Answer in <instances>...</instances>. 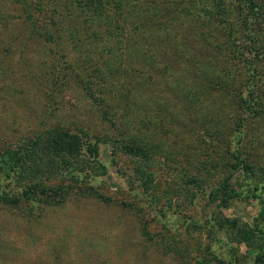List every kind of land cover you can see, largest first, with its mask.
<instances>
[{"label": "rangeland", "instance_id": "374dc122", "mask_svg": "<svg viewBox=\"0 0 264 264\" xmlns=\"http://www.w3.org/2000/svg\"><path fill=\"white\" fill-rule=\"evenodd\" d=\"M25 1L31 4L35 0ZM153 1L142 0L135 6L143 13L156 14L161 24L152 27H161L171 44L176 41L178 47L182 43L177 48L180 56L164 51L166 59L158 57L157 47L153 48L156 40L149 44L142 39L143 45H139L136 21L120 22L119 17L125 16L116 11L108 12L113 25L111 33L105 34L108 41L88 36L92 34L89 29L87 36L77 34L80 40L63 35L56 50L32 36L20 4L0 0V150L21 144L51 125L83 131L90 143L102 135L120 137L118 132L123 131L121 137L134 138L149 149L154 162L146 170L155 185L153 191L144 189L133 173L131 159L96 141L97 164L103 167L97 171L104 172L92 176L88 183L108 200L70 195L58 206L35 212L23 210V205L0 206V264H253L251 250L233 241L228 232L218 231L214 219L254 222L264 230V176L241 180L242 173L230 169L229 163L235 161L224 151L228 139L238 134L233 121L238 112L244 115L243 107L232 97L234 93L211 89L199 81L206 72L197 66L205 62L207 52L196 43L195 17L187 21L183 16L186 8L200 15L203 7L216 12L220 6L226 22L233 24L231 30L236 29L235 2L182 0L185 5L181 9L167 0ZM40 2L44 15L54 11L63 18L73 11L68 0ZM85 16L78 14V25ZM117 23L129 33L120 46H130L134 52L130 56L117 45L111 48L112 53L103 48L118 39ZM93 24L94 29L102 27ZM139 30L144 32L141 25ZM199 47L201 51L196 50ZM103 61L116 74L111 73L109 79L101 76L104 81L92 72L97 66L106 69ZM213 61L220 69L225 65L234 68L228 60ZM187 67L196 72L198 81L188 75ZM242 74V67L234 73ZM56 76L60 80L55 81ZM81 81L90 82L95 89L92 92L103 102L96 104L85 95ZM105 104L117 106L125 120L124 124L117 120V130L101 117ZM114 116L118 117L117 113ZM252 129L253 143L241 141L239 146L232 138L228 147L245 152V159L263 172L264 125L253 124ZM221 163L241 184L236 189L240 194L224 206L210 201L206 192H197L194 186L183 187V171L211 174ZM218 173L211 175L212 182ZM0 176V192H10L11 184Z\"/></svg>", "mask_w": 264, "mask_h": 264}, {"label": "trees", "instance_id": "16d2710c", "mask_svg": "<svg viewBox=\"0 0 264 264\" xmlns=\"http://www.w3.org/2000/svg\"><path fill=\"white\" fill-rule=\"evenodd\" d=\"M11 1L21 5V11L26 15L23 16V19L28 21L32 36H36V38L50 47L56 48V50H58L57 47L61 43L63 35L66 34L72 40H80L77 34L80 32L81 36L83 34L86 35V31L89 29H91L92 34L88 36L99 40L102 39L105 42L107 38L105 34L111 33L110 31L113 30V25L108 20V12L116 11L125 16L119 17L120 19L118 20L120 22L125 19L129 23L133 20L136 21L137 27L133 26L134 30H136L135 34H138V42L139 40L142 41L139 45H143L142 39L148 40L149 44H153L156 40L157 43L153 45V48L157 47L156 55L158 57L166 59L165 52L173 56H180L177 48L182 43L178 47L176 41L171 44V39L161 32V27L157 29L152 27L155 23L161 24L160 20L155 19L156 14L143 13L142 9L135 6V3L142 0H68L69 6L73 8V11L72 14L70 13L71 15L68 17L63 16V18L59 17V14L56 16L54 11L50 15H44L40 9H43L40 0H35L31 4L25 0ZM168 1L171 2L172 6L173 4H178L179 8H184L185 4L181 5L182 0ZM233 1L235 2L236 29L231 30L233 24L226 22L227 17L220 10V6H218L220 3H217L216 12H213L210 7L207 9L203 7V14L194 15V12L190 13L189 8H186L183 16L187 21L195 17L192 24L197 26L195 32L198 40H196V43H200L207 52L204 54L207 55L205 62H201L200 64L202 65L197 66V69L206 72L204 77H199V81H203L211 89L215 88V90H221L230 95L234 93L232 97L238 98L240 101L239 106L243 107L244 115L239 114V112L238 114L236 113V118L233 121V127L239 131L232 138L240 146L241 141L246 143L252 139L253 124H256L257 127L261 124L264 125V0ZM159 8L161 11L168 12V9H165L164 6ZM80 13L87 14L80 20L82 25H78L77 16ZM93 22H97L102 27H107V32L102 31L105 30V27L104 29L102 27L100 29L92 28ZM140 25L143 27L144 32L139 30ZM117 27L120 29L119 34H115L118 39L109 45L103 46L105 50L110 51L114 45H117L116 48L122 47L120 45L125 38L123 36L127 38L128 32L124 26L121 23H117ZM238 28L239 30H237ZM122 48L126 56L134 54L130 46ZM196 50L201 51V47ZM113 54L115 55L116 51ZM214 58L217 60H228L229 65L234 67L233 70L227 69L229 67L227 65L220 69L214 63ZM103 62L106 69L99 66L95 67L92 69L94 76L98 77L99 74V79L102 81L105 78L103 79L101 76H107L108 79L111 78V73L116 76L114 73L115 69L108 67L111 65L107 61ZM240 67L243 68L241 77L234 75L237 68ZM187 71L189 73L187 74L194 81H198L195 71L188 67ZM57 72L55 73L56 75H58ZM58 80L60 78L56 76L55 81ZM81 82L87 91L85 95H88L95 103L103 102L102 97H98L92 92L95 89H92L90 82ZM130 104L128 103L126 106ZM115 113H117L119 118L114 116ZM101 117L110 122V125L116 130V124L122 119L121 113L117 111V106L109 104L104 105ZM117 120L119 121L117 122ZM122 122L124 124L125 120L122 119ZM78 132L80 134L60 125L46 126L37 131L32 137H28L23 143H15L14 147L6 146L2 148L0 150V175H3L6 182L11 184L12 189L10 192H0V206L5 204L8 206L23 205L25 207L23 210L35 212V209L58 206L70 195L86 194L102 200H108L97 193L91 184L88 183L92 176L104 172L102 171L103 169L97 171L103 167L97 164L96 141L108 144L112 152L119 150L122 154L128 156L132 161L133 173L139 180L140 185L144 189L154 190L155 185H152L150 174L146 170L154 162V159L147 147L137 143L134 138L121 137L125 134L123 131L118 132L120 137H108L107 135H102L100 138L96 137L95 143L87 141L85 132L80 130ZM232 138L228 139L224 151L225 155H230L235 161L232 165L229 163L230 169L233 168L232 170L241 172L243 175L241 180L248 179L253 181L264 176V171L262 172L245 159V157H248L245 152L232 150L228 147ZM250 142L253 143L254 139ZM91 163L95 164V166H91ZM215 166L217 172L220 173H218L213 182L211 175L217 172H212L211 174L204 172L199 175L197 171L192 174L183 171L181 182L184 188L189 185L194 186L197 192H206L210 201H218L224 206L229 199L240 194V191L236 189L241 184L237 177L235 179L231 175L232 171L225 167L226 164L221 163ZM205 188H209V190L206 191ZM192 194L193 192L189 195L191 199L194 195ZM261 208V213L263 214V205ZM214 223L218 231H223L225 234L228 232L233 236V241L242 242L251 250L253 264H264V230L259 229L254 222L248 225L226 217H216ZM143 232L149 237L145 229Z\"/></svg>", "mask_w": 264, "mask_h": 264}]
</instances>
